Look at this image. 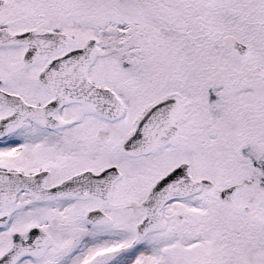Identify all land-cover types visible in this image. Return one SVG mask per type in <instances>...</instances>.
<instances>
[{
    "label": "snow or ice",
    "instance_id": "6c2138e0",
    "mask_svg": "<svg viewBox=\"0 0 264 264\" xmlns=\"http://www.w3.org/2000/svg\"><path fill=\"white\" fill-rule=\"evenodd\" d=\"M0 264H264V0H0Z\"/></svg>",
    "mask_w": 264,
    "mask_h": 264
}]
</instances>
